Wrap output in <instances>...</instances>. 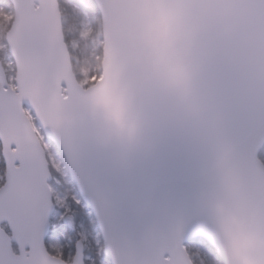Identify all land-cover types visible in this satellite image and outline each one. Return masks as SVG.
<instances>
[{
  "label": "water",
  "instance_id": "95a60500",
  "mask_svg": "<svg viewBox=\"0 0 264 264\" xmlns=\"http://www.w3.org/2000/svg\"><path fill=\"white\" fill-rule=\"evenodd\" d=\"M10 1L17 89L0 58V112L13 125L31 110L84 204H102L146 246L179 236L183 251L203 239L224 264H264V163L246 166L264 143V0H95L102 76L89 87L59 0ZM29 129L22 148L48 199L52 174L30 117ZM18 239L0 228V264H63ZM183 259L194 264L188 251ZM70 264H82L79 251Z\"/></svg>",
  "mask_w": 264,
  "mask_h": 264
},
{
  "label": "snow or ice",
  "instance_id": "6c2138e0",
  "mask_svg": "<svg viewBox=\"0 0 264 264\" xmlns=\"http://www.w3.org/2000/svg\"><path fill=\"white\" fill-rule=\"evenodd\" d=\"M26 46L34 45L28 42ZM30 114V109H24L16 123L8 125L0 112V228L6 225L8 232L19 237L17 244L34 258L48 252L63 264H70L71 254L78 251L82 264H188L183 259L187 249L181 250L179 236L170 244L146 246L124 235L119 216L106 214L102 204H84L83 187L75 178L66 189L58 183L65 177L54 174L49 183L56 195L48 199L41 195L34 187V166L22 148L30 130ZM262 146L251 147L247 167L258 160L264 163L258 156ZM82 225L90 227L91 235H80Z\"/></svg>",
  "mask_w": 264,
  "mask_h": 264
},
{
  "label": "trees",
  "instance_id": "16d2710c",
  "mask_svg": "<svg viewBox=\"0 0 264 264\" xmlns=\"http://www.w3.org/2000/svg\"><path fill=\"white\" fill-rule=\"evenodd\" d=\"M59 3L65 39L71 52L74 70L79 81L82 82L86 78L87 86H90L97 81L102 72L103 35L100 11L94 0H59ZM1 8L13 9L9 0H0ZM85 11L88 12V20L91 22V34L86 41L87 44L80 39L81 26L85 22ZM73 43L78 44L76 50L71 47ZM80 70L85 71L86 77L78 73ZM259 156L261 160H264V147ZM50 168L52 176L57 174L51 166ZM60 243L57 241V245ZM64 246L67 247V242L64 243ZM14 247L17 249L16 246ZM186 248L194 264H223L219 255L200 239L189 242ZM74 254H71V261Z\"/></svg>",
  "mask_w": 264,
  "mask_h": 264
},
{
  "label": "rangeland",
  "instance_id": "374dc122",
  "mask_svg": "<svg viewBox=\"0 0 264 264\" xmlns=\"http://www.w3.org/2000/svg\"><path fill=\"white\" fill-rule=\"evenodd\" d=\"M85 14V22L81 26V32H80V39L82 41H87L90 34H91V22L89 19L88 12H84ZM0 17L3 19L0 20V57L3 62V65L5 67L9 83L12 87H15V75H16V69H15V62L13 58L11 57L9 51H8V45L6 41V33L8 31V28L13 23L14 19V11L13 9L7 10V9H0ZM87 44V42H86ZM77 43L72 44L73 50H76ZM85 45V44H84ZM76 73V72H75ZM79 74H81L83 77H86L85 71H78ZM95 79V78H94ZM87 79L85 78L84 81L80 82L84 87L87 86ZM31 117V120L33 122V125L35 127L36 133L39 136L42 145L46 151V156L48 158L50 166L54 169V171L64 176L65 178L62 181H58V183H61L62 186H64L66 189L70 187L72 179L69 176L67 165L65 162L64 157L61 155L59 150L56 148L53 142L49 141L42 129L37 125L32 113L29 115ZM264 147V146H263ZM51 190L53 192V196L56 195V190L54 186H51ZM83 206V205H82ZM81 236H84L85 234L91 235V229L88 226L82 225L80 229H78Z\"/></svg>",
  "mask_w": 264,
  "mask_h": 264
}]
</instances>
